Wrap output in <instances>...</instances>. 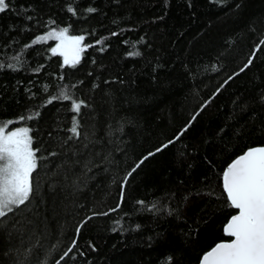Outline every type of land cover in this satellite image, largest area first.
<instances>
[{"label": "trees", "instance_id": "1", "mask_svg": "<svg viewBox=\"0 0 264 264\" xmlns=\"http://www.w3.org/2000/svg\"><path fill=\"white\" fill-rule=\"evenodd\" d=\"M8 2L0 13V121L39 110V118L11 127H31L39 156L58 155L33 174L30 207L0 228V264H56L86 217L116 208L127 172L198 112L179 141L133 173L118 211L84 223L61 264H169V257L199 264L229 240L224 227L237 210L223 172L248 148L264 146V46L240 71L264 37V0H78L75 17L68 0ZM50 20L86 35L82 48L105 42L84 49L75 66L60 49L51 53L57 41L44 42L25 51L19 70L7 68ZM133 45L140 56L128 55ZM62 84L88 105L78 116L81 139L67 143L71 102L45 106Z\"/></svg>", "mask_w": 264, "mask_h": 264}, {"label": "snow or ice", "instance_id": "2", "mask_svg": "<svg viewBox=\"0 0 264 264\" xmlns=\"http://www.w3.org/2000/svg\"><path fill=\"white\" fill-rule=\"evenodd\" d=\"M214 3H220L221 0H213ZM78 0H68L66 11L72 16H78L76 8ZM8 0H0V13L9 10ZM97 10L88 7L86 12L95 13ZM30 20L31 17H28ZM71 25L56 26L54 20H50L47 25V31L43 34L35 36L30 43L24 45L17 55L11 57L13 62L6 65L13 71L19 70L24 63L23 57L25 51L37 44L49 41H57L56 46L51 47L52 54H56L60 49V55L64 57V63L68 64L71 57L72 66L79 62L80 53L86 48H92L96 45H103L104 38L98 39L95 44H85L83 48L81 44L86 40V35H70ZM112 36L119 35L113 32ZM127 43V41L125 42ZM261 46H264V37L260 39L259 44L255 45L247 63L240 69L243 72L252 65L257 52ZM100 51H104L101 47ZM129 56H140L141 53L133 45V51L128 53ZM5 64L0 62V70H3ZM218 70V69H214ZM239 73H237L238 75ZM64 79L63 76L60 77ZM231 79V77L229 78ZM45 85V91H47ZM74 85L62 84L59 86L57 94L49 97L45 106L56 101H70V111L74 114L71 121V127L68 129L70 135L68 140L81 139V124L78 116L81 108L88 107L83 99H77L74 95ZM206 107V105H205ZM202 110V109H201ZM40 112L27 113L17 118L16 121H0V228H4L8 219H12L15 223V217L21 211L30 207L31 201L35 198L38 185L33 179V174L37 171L42 160L57 156L56 151H52L47 157L39 156L40 149L34 148V139L30 135L31 127L17 126L12 128L13 123L22 124L25 120L39 118ZM199 112L193 115L192 121H195ZM192 121L189 122L172 140L167 141L155 152H150L141 158L135 166L127 172L120 185L119 203L116 208L109 209L107 212L97 213L93 211L92 216L86 217L76 228V239H73L70 246L56 260V264H61L77 247L80 230L84 223L97 215H109L111 212L118 211L125 199V188L129 178L134 172L147 160L150 156L155 155L175 144L184 133L191 127ZM85 139H87L85 137ZM87 147V144H85ZM84 167L88 169L89 164L85 163ZM223 189L227 196L229 206L238 210L236 215H232L227 222L224 232L232 239L227 242L217 243L201 258L200 264H264V146L250 147L239 157L233 160L223 172ZM137 203L141 206L145 205V201L140 200ZM157 206L152 204L149 210L155 209ZM119 226L120 221H116ZM118 230L114 228L113 231ZM93 250H95V247ZM54 250V249H53ZM31 250L29 249V252ZM169 264L171 258L169 257ZM42 264H47L45 259Z\"/></svg>", "mask_w": 264, "mask_h": 264}, {"label": "water", "instance_id": "3", "mask_svg": "<svg viewBox=\"0 0 264 264\" xmlns=\"http://www.w3.org/2000/svg\"><path fill=\"white\" fill-rule=\"evenodd\" d=\"M81 46H82V44H81ZM69 58H71V57H69ZM255 147H260V146H255ZM239 157V156H238ZM235 160V159H234ZM228 167V166H227ZM227 167L225 168V170L227 169ZM224 170V171H225ZM222 181H223V178H222ZM237 212H238V210H237ZM237 212H236V214H237ZM235 214V215H236ZM227 224V223H226ZM226 226V225H225ZM225 228V227H224ZM229 237V236H228ZM230 239L229 240H225V241H221V242H227V241H230L232 238L231 237H229ZM220 243V242H219ZM202 258V257H201ZM200 261H201V259H200ZM199 264H200V262H199Z\"/></svg>", "mask_w": 264, "mask_h": 264}, {"label": "rangeland", "instance_id": "4", "mask_svg": "<svg viewBox=\"0 0 264 264\" xmlns=\"http://www.w3.org/2000/svg\"><path fill=\"white\" fill-rule=\"evenodd\" d=\"M58 42H56L55 44H57ZM56 46V45H55ZM25 127V126H24Z\"/></svg>", "mask_w": 264, "mask_h": 264}]
</instances>
